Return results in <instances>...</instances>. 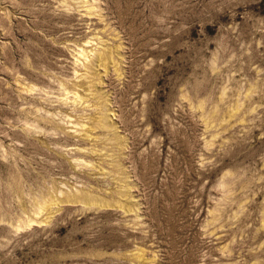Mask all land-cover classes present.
<instances>
[{
    "label": "rangeland",
    "instance_id": "374dc122",
    "mask_svg": "<svg viewBox=\"0 0 264 264\" xmlns=\"http://www.w3.org/2000/svg\"><path fill=\"white\" fill-rule=\"evenodd\" d=\"M0 264H264V0H0Z\"/></svg>",
    "mask_w": 264,
    "mask_h": 264
},
{
    "label": "bare ground",
    "instance_id": "6f19581e",
    "mask_svg": "<svg viewBox=\"0 0 264 264\" xmlns=\"http://www.w3.org/2000/svg\"><path fill=\"white\" fill-rule=\"evenodd\" d=\"M83 55V54H82ZM87 55V54H86ZM85 56V55H84Z\"/></svg>",
    "mask_w": 264,
    "mask_h": 264
}]
</instances>
